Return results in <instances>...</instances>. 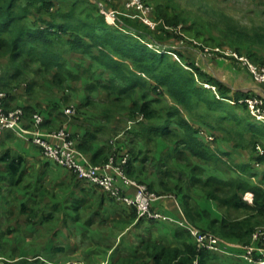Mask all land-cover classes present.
Listing matches in <instances>:
<instances>
[{
  "label": "trees",
  "instance_id": "trees-1",
  "mask_svg": "<svg viewBox=\"0 0 264 264\" xmlns=\"http://www.w3.org/2000/svg\"><path fill=\"white\" fill-rule=\"evenodd\" d=\"M103 4L108 9L115 8L113 3ZM155 17L164 24L174 21L163 12ZM162 32L169 34L164 25L152 31L131 17H118L115 25L109 24L100 12L98 0H0V93H7V101H15L17 96H13L14 91L24 87L28 101L23 108L26 119L46 111L41 129L51 127L52 130L64 127L53 128L46 120L55 118L66 123L65 119L69 116L61 112L57 103L46 102L41 97V91L48 86L63 92H76L69 85L70 80L88 85L84 87V93L89 102L78 106L79 116L71 117L67 122L71 125L84 120L85 124L81 126L85 134L77 149L92 154L93 164L100 165L122 153L130 157L126 170L129 175L133 173L135 164L143 167L151 164L158 168L162 178L176 180L172 188L177 195L187 191L183 195V200H188H185L184 208L191 222L197 224L202 219H208V232L223 239L238 240L245 246L250 245L254 235L260 231L263 237L259 244L263 245L264 171H255V168L256 164L264 165V155L251 156L250 162L231 166L234 173L229 179L214 176L204 179L205 170L194 164V159L210 165L222 162L221 154L202 143L204 139L198 136L197 129L183 113L185 111L194 116L199 108H204L206 114L195 116L206 126L212 127L208 120L216 123L213 129L221 132L226 141L234 142L235 150L250 146L256 149L255 140H264V126L255 119L246 121L237 113L238 110H249L247 104L238 102L248 94L231 96V90L204 73L189 59L183 47L163 44L159 35ZM69 56L75 57L74 63L71 61L73 57ZM252 56L255 60L249 58L254 63L264 66L263 59ZM83 57H89L93 62L89 71H103L101 75L107 79L106 83L92 78L88 82L78 75ZM182 61H186V65ZM203 83L216 86L219 98L204 89ZM100 89L113 99L112 103L124 106L130 126L125 134L129 139L122 137L117 141L113 138L115 122L123 123V119L118 118L122 115L118 107L119 111L111 115H82V111L94 104L90 93ZM152 93L158 98H151ZM225 100L236 103L227 105ZM63 102L68 103L69 99L64 96ZM225 121L229 125H225ZM160 142L163 143L162 148H158ZM96 144L102 146L95 150ZM123 145H129L130 149L123 151ZM165 146L168 149L166 153ZM148 149L158 150L163 155L156 152V158H152ZM174 161L186 163L191 172L189 178L184 170L176 168ZM23 162L21 155L4 153L0 163L6 164V170L0 171V182L5 180L12 187L17 186L23 177ZM142 183L155 191L150 184ZM164 188L168 189V186ZM192 188L200 189L208 200L218 203L223 214L221 220L212 218L207 211H200L191 202L189 191ZM247 193L253 196L252 205L244 201ZM12 201V197L6 198L5 206L8 207ZM27 209V204L19 207L21 213ZM8 211L6 208V216ZM177 236H181L180 233ZM7 237L11 240L6 241ZM19 237L20 229L12 228L11 224L3 229L0 225V254L3 256L0 264H45L39 259L35 262L16 256L19 244L24 241L22 237L20 241ZM6 255L10 257L5 258ZM216 257L208 250H199L193 243H187L181 250L166 244L144 242L134 256L123 254L116 264H215Z\"/></svg>",
  "mask_w": 264,
  "mask_h": 264
},
{
  "label": "crops",
  "instance_id": "crops-1",
  "mask_svg": "<svg viewBox=\"0 0 264 264\" xmlns=\"http://www.w3.org/2000/svg\"><path fill=\"white\" fill-rule=\"evenodd\" d=\"M17 95L19 96L15 101L6 102L5 109L11 111L14 106L26 105L25 94L21 89ZM83 99L85 100V93ZM79 121L68 126L76 147L85 134L84 128L81 126L85 122L84 120ZM46 122L53 128L60 127L63 124L62 120L55 118L46 120ZM24 125L25 129L29 131L28 133L18 135L7 132L0 139L3 146H0V157L6 152H10L12 156L21 155L24 158L22 170L25 172L28 169L32 173V179L30 184L26 183L25 180L26 184L24 186L28 192L24 195V199L21 197V200L23 202L28 200L31 203L36 202L41 221L47 218L58 221L57 225L49 228L51 236H49V242L45 247L34 249L32 243L28 245L32 248L30 250L31 255H37L41 260H43L42 257H45V259L47 257L50 263L53 264H66L69 262L116 264L123 254L134 256L144 242L166 244L181 250L185 248L187 243H196L189 231L181 227L178 224L179 222H187L196 229L207 231L208 219H202L195 224L187 218L184 203L185 200L186 202L188 200L186 198L183 200V195L187 191L177 195L172 188L176 184V180L174 178H162L158 173V168L150 166L151 164L145 167L135 164L132 174L129 175L126 172L128 178L134 179L136 182L139 181L138 183L146 182L150 184L159 195L153 209L164 216L165 219L162 221H148L140 218L134 208L115 200L104 191L87 182L79 180L69 169L47 160L40 149L31 143L34 132L31 131L32 128L27 120H25ZM50 128H42V133L47 134ZM126 138L129 139V137ZM159 144L163 146L161 143ZM101 146L96 144L95 150H98ZM122 149L128 151L130 147L129 145H123ZM80 152L93 164L92 154ZM143 152H145V149ZM220 152L223 153L221 147ZM102 165L104 164H96L95 166ZM202 168L205 170L204 179L209 176L225 179L219 174H211L206 166H202ZM178 169L182 170L181 168ZM0 170H6V164L0 163ZM162 170L165 169L162 168ZM258 171L263 172L264 168ZM110 174L116 176V186L123 195L129 198L135 197L137 191L135 186L124 184L121 178L117 176L115 169L111 170ZM186 175L187 178L190 177L188 172H186ZM253 182L257 183V180L253 179ZM164 186H168V189H165ZM190 192H192L191 202L200 211H207L214 219H222L223 214L219 210L218 203L208 200L198 188H192ZM244 201L252 205V194L247 193L244 196ZM31 229L33 230V228ZM38 229L43 228L39 227ZM83 233L85 244L79 242L83 241L81 240L82 237L79 238V241L72 238V235ZM177 233H180L181 236H177ZM258 233L260 234V231ZM26 235L29 243L32 234L26 233ZM219 248V253H216L218 261H220L218 264H259L251 262L247 257L264 259V247L259 244L256 235H254L250 245L245 246L238 240L223 239L219 243ZM46 262L48 264L47 259Z\"/></svg>",
  "mask_w": 264,
  "mask_h": 264
},
{
  "label": "rangeland",
  "instance_id": "rangeland-1",
  "mask_svg": "<svg viewBox=\"0 0 264 264\" xmlns=\"http://www.w3.org/2000/svg\"><path fill=\"white\" fill-rule=\"evenodd\" d=\"M99 5L105 3L104 0H98ZM95 2V0H94ZM146 2L153 8L154 15L158 16L159 12H163L169 18H174L172 22H166L165 25L169 26L171 29L167 30L169 34H165V30L159 33L161 39L163 40L162 43L166 44L167 46H180V47H193L197 45V49L199 52L205 48H216V47H228V48H238L241 53L248 54L251 59L255 60L252 55L257 56L264 60V0H146ZM104 5V4H103ZM115 8H110L112 11L116 13V17H131V15L123 9V6L118 3H113ZM135 19V18H134ZM110 20V19H109ZM116 21L112 24L115 25ZM178 26H182V30L180 33H175V30ZM183 41V43H182ZM238 50V51H239ZM169 53V52H168ZM171 54V53H169ZM71 60L72 63L75 62L74 56ZM175 58H177L175 56ZM189 59L196 63L194 57L189 55ZM187 61V60H186ZM186 61H182L184 65H186ZM80 66L82 69L77 70L79 73L78 75H82L84 80H89L92 78L93 80H99L102 83H106L107 79L103 78L101 75L103 73L100 69L90 70L89 68L93 65L92 60L89 57H83L80 59ZM259 63H261L259 61ZM97 66V65H95ZM80 67V68H81ZM71 69H74L73 67ZM89 84V83H88ZM69 85L76 90V92H72L71 90H67L65 92L59 91L57 89H53L51 87H45L46 89L41 91V97L47 101H51L53 103H57V106H60L61 112L65 114L66 109L73 107L75 109V114L71 117L79 116L81 113L77 107H81L82 104L87 103V95L85 96L86 101L84 98V87L88 86L82 82H78L75 80H70ZM25 91L24 87H21L14 91L13 96L17 95L19 90ZM7 94V93H6ZM8 96V95H7ZM69 99L68 103L63 102V97ZM16 97V98H17ZM22 97V96H20ZM24 98V97H23ZM90 98L93 99L94 104L91 107H88L85 111H82L83 114H91L95 113L99 116L104 115L106 113L113 114L118 112L119 110L117 107L122 110V115L118 116V118L123 119V123L119 121L115 122L113 130L115 131L114 137L115 140L119 141V138L128 137L125 134L129 131L128 125V116L127 112L124 109V106L112 103L113 99H109L107 95L100 89L98 92L90 93ZM151 98L155 99L158 98L155 94H151ZM25 104L28 103L26 97L24 98ZM89 102V101H88ZM227 105H234L231 102H224ZM46 104V103H45ZM25 106V105H24ZM24 106H14L12 107L13 110L21 108L24 111ZM106 110L102 112V110ZM44 112V113H43ZM41 112L45 121V115H47L46 111ZM102 112V113H101ZM126 112V113H125ZM60 113V112H59ZM237 113L246 121L254 120V117L247 109L245 110H238ZM184 117L188 119V121L197 129L198 136L203 138V144H206L210 147L213 152H219L220 158L222 162L205 165L203 162L194 159V164L199 166H206L209 169L211 174H219L222 177L229 179L234 170L231 169V166L234 167L236 163H245L250 162L251 156H261L264 152V140L257 139L255 140L256 149L252 146L251 148H245L241 150H235L234 146L235 143L232 141H226L224 135L213 129L216 125L212 120H208L207 123H210L212 127L204 125L205 123L201 122L196 114H206L204 112V108H199L197 113H194V116L190 115L189 113H185ZM25 115V112H24ZM66 117V116H65ZM66 117V123H63L62 126L68 128L69 124L67 120H70ZM194 118V119H193ZM30 119V118H29ZM26 119L27 122L30 120ZM255 120H257L255 118ZM250 122V121H249ZM225 125H229L227 121L224 122ZM263 125V124H261ZM264 126V125H263ZM133 127V126H131ZM58 128V127H57ZM62 128V127H61ZM116 128V129H114ZM59 129V128H58ZM69 129V128H68ZM210 137L212 140H210ZM114 140V139H113ZM224 142V143H223ZM162 145L163 143L160 142ZM116 146V143L112 144ZM230 145V146H229ZM0 146H2L0 142ZM158 148H162L160 144H158ZM247 146V143H246ZM220 147L223 150V153L220 152ZM228 147V148H227ZM38 148V147H37ZM165 146V150H166ZM149 153H151L150 157L156 158L155 153L158 152L163 155L162 152L158 150L148 149ZM42 152V150L40 149ZM145 153V152H143ZM43 154V152H42ZM123 154V153H122ZM117 155L116 162H120V160L125 156L128 155L127 153L123 155ZM218 154V153H217ZM44 155V154H43ZM129 156V155H128ZM45 157V156H44ZM121 157V158H120ZM46 158V157H45ZM130 160V157H129ZM109 161V160H108ZM108 161L103 162L102 164H106ZM129 162V161H128ZM175 164L178 168L188 172H191L187 169L186 163H181L175 161ZM151 166V165H150ZM128 163L125 166V172L127 170ZM264 165L256 164V170H262ZM25 170V169H24ZM1 171V170H0ZM2 172V171H1ZM26 172V173H25ZM23 172V177L21 182L12 187L8 181L1 180L0 182V225L3 229H6L8 224H11L12 228L20 229L21 230V237L24 239L19 244V252L16 256L20 257L21 259H27L30 261H35L41 258H37V255L33 256L30 254V243L33 244L34 249H41L45 247L47 242H49V236H51V231L49 228L54 227L57 225L58 221L56 220H40V214L38 212V208L36 206V202L31 203L29 200L23 202L21 200L24 199V195L28 192L27 188L24 186L26 183H31L32 173L27 169ZM5 175V173H3ZM26 180V183H25ZM139 182V181H138ZM155 192V191H154ZM156 193V192H155ZM192 195V192H190ZM156 195L159 197L158 193ZM248 196V195H247ZM246 196V197H247ZM13 198L12 204L10 203L7 206L6 198ZM249 198V197H247ZM27 204L28 209L25 213H21L19 210L20 205ZM6 208L9 209L6 216ZM32 217V221L31 218ZM42 227L43 229H38ZM33 228V230L31 229ZM202 231V229H200ZM31 233L32 237L30 238V242L28 243V239L25 233ZM38 231V232H37ZM37 232V233H36ZM208 236H215L218 239L223 240V238L218 237L217 235L213 234L212 232L203 231ZM263 233L256 234L257 240L263 237ZM21 237L19 240L21 241ZM83 241H79L81 238ZM11 238V237H10ZM72 238L76 241H79L81 244H85L84 233L80 235H72ZM6 241L11 240L8 237L5 238ZM61 241V240H60ZM264 247V242H262ZM198 246L196 243H193ZM212 253V252H211ZM219 253V252H217ZM52 254V253H51ZM216 255V253H214ZM215 264H218V255H216ZM2 254H0V258H2ZM5 258H9L10 255L4 256ZM42 257V256H39ZM40 262L48 261V264H53L48 260L46 257H42ZM47 264V262L45 263Z\"/></svg>",
  "mask_w": 264,
  "mask_h": 264
},
{
  "label": "built area",
  "instance_id": "built-area-1",
  "mask_svg": "<svg viewBox=\"0 0 264 264\" xmlns=\"http://www.w3.org/2000/svg\"><path fill=\"white\" fill-rule=\"evenodd\" d=\"M106 3H118L123 6L131 15V18L138 19L142 24L148 27L152 31H156L159 25H164L166 30L171 28L165 25L162 21L157 20L154 15L153 8L146 2V0H104ZM100 12L105 16L106 21L109 24H113L118 18L116 13L110 8L108 9L102 3L99 5ZM110 19V20H109ZM182 26H178L175 33H180ZM183 43V41H182ZM197 46V45H195ZM201 53L214 58H226L229 59L233 65L239 70H246L259 85H264V66L254 63L249 56L241 53L238 50L228 47H216V48H203L200 49ZM204 89L212 91L217 98H219L216 86L203 83ZM7 94L0 93V139L3 138L7 132H13L15 134L28 133L25 129V115L21 108L16 110L6 111L5 103L7 101ZM226 102L236 103L233 100H225ZM240 104L245 103L254 119L264 125V101L254 95H249L243 100L238 101ZM75 109L70 107L66 109L65 115L73 116ZM44 123V118L41 114L35 113L30 120V127L33 131V138L31 143L42 150L47 160L56 163L64 168L69 169L74 175L81 181L98 188L115 200L125 203L134 208L140 218L148 221H162L164 216L157 213L153 209L155 201L158 196L155 192L151 191L149 186L145 183H138L133 179L127 177L125 172V166L129 161V156L125 155L120 162H116V158L113 156L109 161L102 166H95L91 164L77 149L76 143L72 137L71 132L67 128L52 129L47 134L42 133L41 126ZM54 141H51V140ZM210 140L212 138L210 137ZM264 155V152H261ZM117 172V176L121 178L124 184L133 185L136 188L135 197H128L122 194L121 190L116 186V176L110 174L111 170ZM181 227L189 231V233L195 239L199 250H208L212 253L220 251L219 243L220 239L211 235L208 236L203 231L192 227L187 222H179ZM251 262H257L264 264L263 258L247 257ZM66 264H79V263H66ZM196 264V263H195Z\"/></svg>",
  "mask_w": 264,
  "mask_h": 264
},
{
  "label": "water",
  "instance_id": "water-1",
  "mask_svg": "<svg viewBox=\"0 0 264 264\" xmlns=\"http://www.w3.org/2000/svg\"><path fill=\"white\" fill-rule=\"evenodd\" d=\"M183 50L194 57L204 73L231 90V96L237 93L254 94L264 101V87L257 84L247 71L235 68L230 60L204 55L192 47H183Z\"/></svg>",
  "mask_w": 264,
  "mask_h": 264
},
{
  "label": "clouds",
  "instance_id": "clouds-1",
  "mask_svg": "<svg viewBox=\"0 0 264 264\" xmlns=\"http://www.w3.org/2000/svg\"><path fill=\"white\" fill-rule=\"evenodd\" d=\"M193 48V47H192ZM203 54V53H202ZM214 58V57H213ZM217 59V58H216ZM226 59V58H225ZM229 60V59H228ZM233 64V63H232ZM235 67V66H234ZM236 68V67H235ZM238 69V68H237ZM239 70V69H238ZM241 71H246V70H241ZM260 86H264V85H260ZM248 95H254V94H248ZM254 96H256V95H254ZM127 175V174H126ZM131 179V178H130ZM134 180V179H133ZM136 181V180H135ZM154 192V191H153ZM135 210V209H134ZM136 211V210H135Z\"/></svg>",
  "mask_w": 264,
  "mask_h": 264
}]
</instances>
